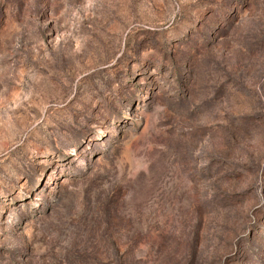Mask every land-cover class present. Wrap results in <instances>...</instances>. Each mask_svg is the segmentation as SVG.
<instances>
[{"label": "rangeland", "instance_id": "rangeland-1", "mask_svg": "<svg viewBox=\"0 0 264 264\" xmlns=\"http://www.w3.org/2000/svg\"><path fill=\"white\" fill-rule=\"evenodd\" d=\"M0 264H264V0H0Z\"/></svg>", "mask_w": 264, "mask_h": 264}]
</instances>
